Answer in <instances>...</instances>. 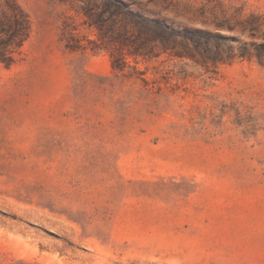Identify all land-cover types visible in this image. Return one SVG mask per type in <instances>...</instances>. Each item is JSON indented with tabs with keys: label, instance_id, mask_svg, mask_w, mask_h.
Wrapping results in <instances>:
<instances>
[{
	"label": "rangeland",
	"instance_id": "1",
	"mask_svg": "<svg viewBox=\"0 0 264 264\" xmlns=\"http://www.w3.org/2000/svg\"><path fill=\"white\" fill-rule=\"evenodd\" d=\"M15 1L30 34L0 62V264H264V64L134 58L89 25L101 0ZM118 1L264 43V20L245 30L264 0Z\"/></svg>",
	"mask_w": 264,
	"mask_h": 264
},
{
	"label": "trees",
	"instance_id": "2",
	"mask_svg": "<svg viewBox=\"0 0 264 264\" xmlns=\"http://www.w3.org/2000/svg\"><path fill=\"white\" fill-rule=\"evenodd\" d=\"M101 1L104 7L100 13H84L89 25L134 58L149 60L166 54L189 60L206 71L252 58L264 64V43L240 44L234 38L208 30L168 25L159 18L133 11L118 0ZM263 20L262 15H250L245 19V30L255 38ZM29 34V19L16 1L0 0V62L11 66L15 62L14 53L27 41ZM122 63H125L122 57L117 60L112 57L114 69H120Z\"/></svg>",
	"mask_w": 264,
	"mask_h": 264
}]
</instances>
